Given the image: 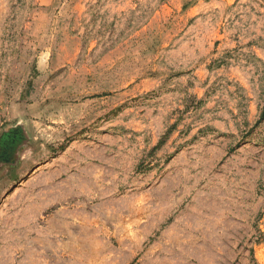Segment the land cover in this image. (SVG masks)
<instances>
[{
  "label": "rangeland",
  "instance_id": "1",
  "mask_svg": "<svg viewBox=\"0 0 264 264\" xmlns=\"http://www.w3.org/2000/svg\"><path fill=\"white\" fill-rule=\"evenodd\" d=\"M0 264H264V0H0Z\"/></svg>",
  "mask_w": 264,
  "mask_h": 264
}]
</instances>
